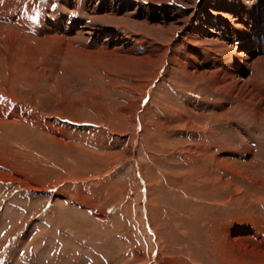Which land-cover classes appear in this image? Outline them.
I'll use <instances>...</instances> for the list:
<instances>
[{"label":"rangeland","instance_id":"374dc122","mask_svg":"<svg viewBox=\"0 0 264 264\" xmlns=\"http://www.w3.org/2000/svg\"><path fill=\"white\" fill-rule=\"evenodd\" d=\"M203 1L0 0V264H264V86L170 43L220 47Z\"/></svg>","mask_w":264,"mask_h":264},{"label":"bare ground","instance_id":"6f19581e","mask_svg":"<svg viewBox=\"0 0 264 264\" xmlns=\"http://www.w3.org/2000/svg\"><path fill=\"white\" fill-rule=\"evenodd\" d=\"M218 1L221 2L220 4L224 5L223 0ZM186 2H192V0H186ZM208 2L210 1L204 0L201 5L202 8H195V12L193 16H191L193 19L201 18L199 26L213 21V25L217 31L221 30L220 27H222L224 31L222 44L215 51L212 49L213 47L211 49L205 48V50L202 46L198 45L200 44L199 42L191 41L186 37H183V41L179 42L176 40V36L181 31V27L179 28L177 26L170 30V43H176L174 45L177 50L182 49L184 53H175L174 59L176 60V57L181 58L183 55L193 56L192 50L194 49L197 51L194 57L197 59L199 65L198 67L192 65L189 68L193 70V72L197 68V73H195V75L198 76V79L196 83L202 84L206 82L205 84L207 86H214V89L222 84L224 86L223 91L225 95H230L229 93H231L230 96L237 99L239 95L245 94L246 97L252 99L253 92H251L250 89L264 86V81L261 80L264 78V75L262 74L263 76H260V71L264 69V5L253 8L247 5L248 1L236 0L232 8H226L224 6L217 8L215 5L217 0H213V4H211L210 7ZM199 10H202V14H200L201 12ZM219 18L222 26H220ZM184 26L186 28V25ZM181 43H185L186 46L181 45ZM253 59H255V61H251ZM249 60L251 62H249ZM249 73H251V75ZM187 89L189 90V87H187ZM243 90L245 92H243ZM86 117L89 119L88 116ZM186 122L189 121L186 120ZM100 125L104 124L102 123ZM187 125H191V129L188 128V126H184L183 129L187 128L189 131L199 129L195 124L188 123ZM145 131L146 130L142 129V133ZM179 144H185V142L180 141Z\"/></svg>","mask_w":264,"mask_h":264}]
</instances>
